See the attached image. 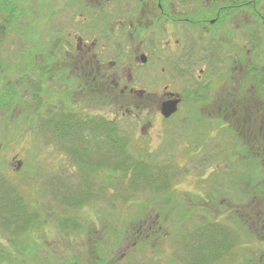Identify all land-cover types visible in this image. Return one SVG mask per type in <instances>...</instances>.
<instances>
[{"label": "rangeland", "instance_id": "374dc122", "mask_svg": "<svg viewBox=\"0 0 264 264\" xmlns=\"http://www.w3.org/2000/svg\"><path fill=\"white\" fill-rule=\"evenodd\" d=\"M3 1L0 91L13 86L18 93L10 111L0 105V251L12 254L7 264H264V135L253 129L264 123V0L258 13L248 6L247 40L231 41L233 53L241 49L249 59L246 83L254 87L245 96L249 110L231 109L230 132L223 115L213 119L196 102L164 124L155 109L124 116L122 102L117 118L113 104L87 111L115 121L72 136L52 126L45 99L60 90L48 59L54 52L57 64L72 57L52 48L84 20L79 2L13 0L11 14ZM239 62L232 58L234 106ZM152 79L133 73L131 83L160 90ZM191 83L173 76L171 87ZM175 123L178 131L166 132ZM24 248L39 249L43 259Z\"/></svg>", "mask_w": 264, "mask_h": 264}, {"label": "flooded vegetation", "instance_id": "af4514ba", "mask_svg": "<svg viewBox=\"0 0 264 264\" xmlns=\"http://www.w3.org/2000/svg\"><path fill=\"white\" fill-rule=\"evenodd\" d=\"M76 1L80 4L84 20L78 29L74 25L76 32H67V38L57 41L52 48L55 51L63 48L64 56L70 53L72 57L59 62L60 66L55 62L57 53L52 54V60L48 59L49 63L54 62V80L56 89H60L50 90L45 99L47 107L54 113L51 124L55 130L61 129V125L67 136L74 132L78 134L80 130L94 133L104 123L115 119H106V122L101 117L89 116L87 111L113 104L117 118L116 109L122 102L125 105L120 108L126 111L124 116L134 115L138 110L140 118L142 112L155 109L161 123L175 119L185 103L196 102L198 109L210 110L208 113L213 119L223 115L229 121L225 122L224 128L231 127V109L242 106L248 109L245 96L249 87H254L246 83L250 75L249 59L245 60L241 49L233 53L231 41L237 40V36L247 40L248 6L253 13H258L264 8H261L264 1L260 6L257 0ZM63 27L66 28L65 25ZM233 57L240 61L238 65L242 71L235 93L241 99L235 106L230 97ZM72 59L73 67L69 69L67 63ZM140 72L152 83L155 81L151 78L156 76L163 84L162 88L150 90L132 84L133 73ZM258 72L252 76L254 82H259L254 80L259 77ZM173 76L182 85L189 78L192 83L175 91L171 87ZM39 87L40 84H36L33 91L38 116L42 113L38 100L43 98L42 91H37ZM175 100L179 101L177 111L168 118L163 117V103ZM260 102L262 106L263 101ZM192 117L187 118L195 122ZM143 125L151 128L149 121ZM175 126L176 123L167 126L166 132L175 128L173 132L176 133L178 128ZM253 129L257 135H264V123ZM208 136L211 140L209 133L205 137ZM229 160L232 162L231 158Z\"/></svg>", "mask_w": 264, "mask_h": 264}, {"label": "trees", "instance_id": "16d2710c", "mask_svg": "<svg viewBox=\"0 0 264 264\" xmlns=\"http://www.w3.org/2000/svg\"><path fill=\"white\" fill-rule=\"evenodd\" d=\"M13 0H4L1 4L3 5V7L6 9V12H9V11H11V14H12V9H15V6H16V3H15V5H13ZM9 10V11H8ZM25 12V11H24ZM22 13V12H21ZM17 18V15H16V13H15V15L10 19V21H12L13 20V22H14V20ZM17 97H18V93L16 92V90L14 89V87L13 86H11V87H8V88H6V89H1V91H0V105L1 104H5L6 105V107H7V111H10V106H11V102L13 101L14 103L15 102H17ZM1 108V107H0ZM104 125H106V123H104ZM105 128V127H104ZM111 130H112V128H111ZM110 130V131H111ZM108 139V142H111V143H114V140L111 138V137H108L107 138ZM138 163V162H137ZM251 193H253L254 194V196H255V192L254 191H251ZM32 216V215H31ZM36 216V214H34V217ZM33 217V218H34ZM184 221V219H181L180 220V222H183ZM28 225V224H27ZM27 227V226H26ZM25 249V251L27 252V254L28 253H31V254H33L32 256H34V258H36V259H43V257L41 256V254L38 252L39 251V249H37V248H24ZM6 254H7V256H3L2 255V253H1V251H0V256H2V257H0V264H7V263H12L13 261H12V259H9L8 257L10 256V255H12L10 252H9V249H6ZM38 253V254H37ZM40 257V258H39ZM77 259V258H76ZM76 259H75V261H76ZM48 260V259H47ZM105 260V259H104ZM103 259H102V263L103 264H105L107 261L105 260L104 261ZM75 264V263H74Z\"/></svg>", "mask_w": 264, "mask_h": 264}, {"label": "water", "instance_id": "95a60500", "mask_svg": "<svg viewBox=\"0 0 264 264\" xmlns=\"http://www.w3.org/2000/svg\"><path fill=\"white\" fill-rule=\"evenodd\" d=\"M178 102H179L178 100H175V101H168V102L163 103L162 108H161L162 116L165 118H168L169 116L174 114L177 110Z\"/></svg>", "mask_w": 264, "mask_h": 264}]
</instances>
